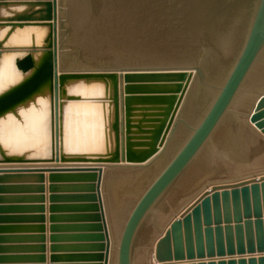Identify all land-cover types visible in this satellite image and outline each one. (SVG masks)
Listing matches in <instances>:
<instances>
[{"label":"water","instance_id":"water-1","mask_svg":"<svg viewBox=\"0 0 264 264\" xmlns=\"http://www.w3.org/2000/svg\"><path fill=\"white\" fill-rule=\"evenodd\" d=\"M2 7L12 14H0V35L9 27L0 37V59L19 53L14 67L24 77L0 91V164L6 166L0 173L42 179L50 171L58 172L53 178L90 182L80 187L89 192L80 198L90 203L79 208L92 212L82 217L94 222L88 228L96 233L82 237L94 242L89 247L101 252L93 257L102 264H134L147 218L246 90L257 93L248 119L264 135V0H0ZM36 25L48 27L41 43L32 35L30 45L6 47L16 28ZM166 71H180L174 93L194 73L179 110L169 98L158 125L135 124L138 137L129 130L126 137L118 74L125 72L128 83ZM83 99L101 103L103 137L89 151L70 152L62 132L59 152V108L63 125L65 106ZM132 100L126 101L127 128ZM42 104L46 145L20 146L17 136L32 129ZM74 161L100 164H60ZM160 228L146 264H264V171L207 184Z\"/></svg>","mask_w":264,"mask_h":264},{"label":"crops","instance_id":"crops-1","mask_svg":"<svg viewBox=\"0 0 264 264\" xmlns=\"http://www.w3.org/2000/svg\"><path fill=\"white\" fill-rule=\"evenodd\" d=\"M16 9L22 12L27 6ZM45 141L44 134L38 136L36 148ZM41 173L42 179L38 174L0 173V264H102L93 257L101 252L89 247L94 242L82 237L96 233L88 228L94 222L82 217L92 212L79 208L90 203L80 198L89 193L80 187L90 182L53 178L58 172ZM142 263L147 262H134Z\"/></svg>","mask_w":264,"mask_h":264},{"label":"bare ground","instance_id":"bare-ground-1","mask_svg":"<svg viewBox=\"0 0 264 264\" xmlns=\"http://www.w3.org/2000/svg\"><path fill=\"white\" fill-rule=\"evenodd\" d=\"M10 8H11L10 10H15L16 7H12V5H11ZM9 13H11V12H9V8L6 9L5 12H4V10L2 11V9H1V12H0V14L2 16H8ZM5 14H8V15H5ZM8 30H9V27H5L4 29H2L0 37L3 38ZM47 30H48V27H43V26H38V25H36V26H25L22 28L18 27V28H16L15 31L12 32V34L10 35L8 40L6 41L5 45H6V47H8V46L10 47L12 45H16V46L30 45L33 39L36 40V43H41L43 40V37L45 36V34L47 32ZM32 35H35V37L33 39H32V37H33ZM55 36H56V39L58 40V27L57 26H56ZM17 55H19V53L15 54V53H13V51L12 52H6L2 55V57L0 59V91L8 88L10 85H12L13 83L17 82L18 80H20L21 78L24 77L22 75V73L14 67V59ZM35 56L37 59H39L41 57L40 54H37V55L35 54ZM178 72H180V71L153 72V73H161L163 75L161 78H150L147 76L145 78H139L138 77V78L134 79L133 82H128V83H126L124 80L125 72L122 73V75L118 74V77H119L118 78V82H119V86H118L119 87V106L121 107V108L119 107V118H120V123L121 124L123 123V126L125 128L124 132H125L126 137L128 135V130H129L130 133H132V135L131 134H129V135H131L133 139H136L137 134L135 135V133H137V132H135V131H138L137 129L134 128L135 124H134V119H132V117L129 119L131 122L130 127L132 129L129 128V126L127 128L128 124L126 125V122L128 120L127 116H126V101L128 100V96L132 95V98H133V100L131 102V111H132L131 114H132V116H134V115L136 116V114H135L136 108L134 106H136L137 101L140 100V98H141L142 102L146 103L145 101H148L147 97H151V99L153 101L158 102L157 105H159V107H161L162 110H166L169 107L165 104L168 103L169 98L174 97V98H176V101H175L176 104L174 105V108L176 109V112L179 110L180 105L182 103V100L184 99L185 94L189 88L190 79H192V76L194 73L192 71H188V78L182 82L183 84L181 86L180 92L174 93L172 91H175L176 86L178 84V82H177L178 81V78H177ZM145 73L148 74V73H152V72H145ZM166 74L169 76L171 75V76L169 78H166L165 77ZM148 87L152 88L153 90H145ZM136 88H138V89H136ZM155 88H160V90H158L159 92L153 93V91H157V90H155ZM82 89L83 88H79V91H81ZM72 90H74V88H72ZM83 90H84V92H82V93L84 95L88 94L90 96L91 95L90 93H93V92H90L89 90H85V89H83ZM250 92L251 91L246 90V91L240 93V95L237 97L235 103L232 106V110H234L235 106L238 104V102L240 101V98L243 96V94L244 93H250ZM138 94H139V96H137ZM80 101L84 102L85 99L70 101L65 106L63 125H62V119H61V111L59 108V118H58L59 152H60V140H61V133L62 132L64 134L66 149L73 150V151H76V150H82L83 151V150H88L90 148H93L94 145L98 146L99 145L98 137L99 138L103 137V136L99 135V133L101 131V127L99 129V126L97 125V123L93 124L91 120L90 121L88 120L89 118L90 119L93 118L94 115H96V117H99V113H100L99 110H101V112H102V109H103V107L101 105L98 106L101 103L94 101L92 99L90 101H94V102H92V103L86 102L85 105L83 103L81 105ZM74 102L75 103L79 102L78 104L74 105V107H81V108L85 109V111H83V109L80 110V112H81L80 115L77 112H73V109H69V107H71L70 104L74 103ZM93 103H96V104H93ZM40 107H41V111L39 110V107L37 106L38 112L36 113V117L34 116L36 121L34 122L32 129L29 131L28 129L23 130V128H22L24 133L23 134L20 133V137L17 136V140H18L17 143L20 146L30 145L31 141H36L38 136L41 137L42 134L45 132L44 131L45 127H44V125L42 126V124L44 123V118H46L48 116L47 115L48 108L46 109L45 104H42ZM159 107H156V109H158ZM77 114L79 116H81L82 119L77 118L78 117ZM161 114H163V113L162 112L158 113V114L156 113L154 115V117L155 116L159 117ZM74 115H75V117H73ZM83 118H85V120ZM78 119H79V121H77ZM161 119L162 118L159 117V118H155V119H151V120H146L145 125L146 126H156L159 124ZM80 120H83V121L81 122ZM86 120H87V122H86ZM138 122H140V121L138 120ZM147 122H149V123H147ZM96 126H97V128H96ZM15 132H17V130ZM257 137H258V135H257ZM255 138H256V136H255ZM41 140H42V138H41ZM233 146H234V148L237 147V149L242 150L241 159L239 158V161H238L239 166H240V164L245 165L246 167H248V165H251L252 160L249 159L250 156L248 157V155L247 154L245 155V153H244V150L249 153V148H251V149H253V151H255L256 156H259V158H257V160L255 159V163L259 162V159L261 160L260 157L264 158V150L258 145L257 141L254 138H252L251 135L248 134V132L245 129L244 130L242 129L240 132V135L236 139H234ZM262 146H263V144H262ZM159 148H160V145H159ZM247 157H248V159H247ZM236 159L237 158H234L235 161H237ZM61 164H64V165L66 164L67 166H75L76 164H79V166H93V165L100 164V163H93V162H87V161H80V162L74 161L71 163H61ZM103 169H104V166H103ZM104 209H105V207H104ZM106 218H107V216H106ZM152 258H153V253H152ZM135 261H137V260L134 259V262ZM138 261H142V258H139ZM139 263H141V262H139Z\"/></svg>","mask_w":264,"mask_h":264},{"label":"rangeland","instance_id":"rangeland-1","mask_svg":"<svg viewBox=\"0 0 264 264\" xmlns=\"http://www.w3.org/2000/svg\"><path fill=\"white\" fill-rule=\"evenodd\" d=\"M137 96H139V94ZM256 97L257 93L254 92L243 94L234 110L228 116L226 122H223L211 142L202 152V154L195 160V162L180 177L177 183L170 189L162 203L158 205L155 210V216L153 217L152 215H149L142 227L138 244L135 250L134 259L137 260L136 262H143L144 260H149L152 262V249L154 246V242L162 232L160 227L166 226V224H168L172 217L176 213H178L186 204H188L198 193H200V191L207 184L217 181L236 180L250 176L257 172L264 171V161L259 159V162L255 163V159L257 160L259 156H256L255 151H253V149L251 148H249V153L245 150L244 153L245 155L247 154L248 157L250 156L249 159L252 160L253 163L251 162V165H248V167L240 164V167L238 161L239 158L241 159L242 150L237 149V147L234 148L233 146L234 139H236L240 135L242 129H245L248 134L251 135V137L254 138L257 141L258 145L264 150V135L248 119V114L255 102ZM138 101L136 106H134L136 108V116H132V119H134V124L141 125L138 120H143L146 115V120H151L159 117L161 118V116L154 117L156 113L158 114L162 112L159 111L162 110L159 105L154 102L153 103L156 104L155 106L149 105L151 104L149 100L145 101L146 103H144L142 102L141 98ZM86 102L92 103L94 101L85 99L84 102L80 101V104L82 105L83 103L85 105ZM78 103L79 102L71 103V107H69V109H73V112H77L80 115V110L83 109V111H85V109L81 107H74V105ZM100 105L101 104H99L98 106ZM156 107L159 108L156 109ZM99 112V117H96V115H94L93 118H89L88 120H91L93 124L97 123L100 129L101 124L103 123V109L102 112L101 110H99ZM144 114L146 115L144 116ZM79 115L77 118L82 119V117ZM73 117H75V115ZM83 119L85 120V118ZM146 120H144V123H142L141 126L144 127ZM77 121H79V119ZM80 121L82 122L83 120ZM102 132L103 131L101 130L99 133L100 136H103ZM135 132L139 133L138 131ZM234 158H237V161H235ZM156 224H158V226ZM139 258H142V261H138Z\"/></svg>","mask_w":264,"mask_h":264},{"label":"snow or ice","instance_id":"snow-or-ice-1","mask_svg":"<svg viewBox=\"0 0 264 264\" xmlns=\"http://www.w3.org/2000/svg\"><path fill=\"white\" fill-rule=\"evenodd\" d=\"M25 85H22V87H24Z\"/></svg>","mask_w":264,"mask_h":264}]
</instances>
